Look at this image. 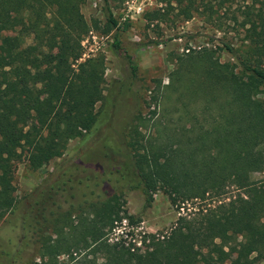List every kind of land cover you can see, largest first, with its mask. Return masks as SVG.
Wrapping results in <instances>:
<instances>
[{"label": "trees", "instance_id": "obj_1", "mask_svg": "<svg viewBox=\"0 0 264 264\" xmlns=\"http://www.w3.org/2000/svg\"><path fill=\"white\" fill-rule=\"evenodd\" d=\"M87 1L0 0V42L15 34L0 62V226L19 229L0 264L90 255L99 264L264 261V0H158L150 23L200 17L223 36L215 49L175 57L169 83L149 100L133 89L138 66L119 38L111 4L124 0H102L103 24L85 18ZM92 30L114 33V55L129 60L130 82L111 96L105 57L79 63ZM223 52L234 61L222 62ZM140 103L154 107L151 125ZM72 141L79 145L66 157ZM56 159L24 204L18 164L39 171ZM129 191L144 195L139 215L126 208ZM158 193L180 214L171 231L145 235L141 247L111 243L124 222H142Z\"/></svg>", "mask_w": 264, "mask_h": 264}, {"label": "rangeland", "instance_id": "obj_2", "mask_svg": "<svg viewBox=\"0 0 264 264\" xmlns=\"http://www.w3.org/2000/svg\"><path fill=\"white\" fill-rule=\"evenodd\" d=\"M111 6L115 16L119 19L121 29L119 38L123 43V48L138 66V74L133 89L140 90V93L144 95L146 100L150 99V96L154 94L152 92L156 91L158 86H164L169 83L170 75L175 68L173 63L175 57L188 53L190 50L198 51L203 47L215 49L221 46L218 39L223 34L215 32L213 26L204 18L196 17L188 22H184L177 19L175 13H170L164 20H156L150 23L149 18L152 13L163 7L158 0H124L121 3H112ZM82 13L88 21L97 19L102 24L106 21L102 0H88L82 7ZM125 24H128V28L126 29H124ZM113 36L114 33L105 35L102 31L92 30L82 42L84 53L79 61V63L84 62L98 55L105 57L107 70L104 87L105 94L108 96L113 94L114 87L121 82L129 84L131 76L129 60L116 57L112 51ZM14 37V33L6 35L5 40L0 42V62H5L9 59L10 49L6 41ZM221 61L234 60L229 54L223 52ZM147 89L149 91H146ZM99 107L100 105L97 106V109ZM139 109L142 111L144 117L152 119L150 125L158 117V115L152 114L154 107L149 109L145 104L140 103ZM78 145V141H72L66 157L73 156L75 153L74 149ZM113 158L112 156L101 157L96 163H93L94 167H105ZM61 163L62 159H56L39 171L30 170L25 162L18 164L15 173V186L18 199L23 200L25 204L26 196L45 179L53 175ZM256 177L260 178L259 175ZM125 197L128 212L131 215H139L145 205L144 195L138 191H129ZM179 216V212L175 211L168 197L162 193H158L155 195L153 206L147 210L142 222L138 225H129L124 222L122 226L118 227L110 235V242L114 243L118 241L126 245L133 243L136 247H141V241L145 235L156 233L162 235L168 234ZM12 223L0 226V249L11 252L15 250L19 235L18 223H15V221ZM144 250L142 246V251ZM235 258L233 255L232 260ZM100 261V259H96L93 255L86 258L80 256L73 259L64 256L59 258L54 264H99ZM231 261L227 264H231ZM15 264H21V261L18 260ZM259 264H264V261Z\"/></svg>", "mask_w": 264, "mask_h": 264}]
</instances>
